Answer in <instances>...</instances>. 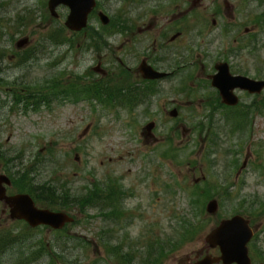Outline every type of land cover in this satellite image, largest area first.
<instances>
[{
	"label": "rangeland",
	"instance_id": "1",
	"mask_svg": "<svg viewBox=\"0 0 264 264\" xmlns=\"http://www.w3.org/2000/svg\"><path fill=\"white\" fill-rule=\"evenodd\" d=\"M97 2L112 24L102 26L94 12L87 28L73 33L64 26L65 7L54 18L47 0H0V173L11 179L7 194L34 189L38 207L75 218L57 231L31 227L9 219L0 202V264H191L217 255L204 238L234 214L250 219L249 254L264 262V116L244 132L219 114L207 122L194 107L205 87L197 75L208 63L192 66L191 51L164 44L175 30L147 12L150 0ZM121 22L128 28L120 31ZM22 38L28 43L17 50ZM168 56L189 67L149 85L153 92L134 107L119 105L117 91L142 84L117 59L133 69L147 57L168 70ZM97 62L105 75L93 70ZM172 108L176 118L168 116ZM150 121L152 140L142 133ZM200 122L203 130L195 131ZM98 182L115 184L116 218L70 201L93 193ZM43 184L73 197L42 198ZM211 199L219 203L214 215L205 212Z\"/></svg>",
	"mask_w": 264,
	"mask_h": 264
},
{
	"label": "flooded vegetation",
	"instance_id": "2",
	"mask_svg": "<svg viewBox=\"0 0 264 264\" xmlns=\"http://www.w3.org/2000/svg\"><path fill=\"white\" fill-rule=\"evenodd\" d=\"M150 1L152 5L147 12L160 14L164 20L163 26H170L175 30V34L164 44L174 47V50L191 51L193 62L189 61V64L192 66H200L203 69L205 62L210 66L206 74L197 75L203 80L205 87H200L202 91L196 98L194 108L204 111L207 122H211L212 114L225 115L223 120L226 126L234 122L228 113L240 114L243 125L251 128L256 117L264 116V89L258 92L257 84H249L246 88H231L228 83H218L219 87L236 100L237 103L231 106L223 101L219 88L212 86L211 82L218 74V67L223 71L227 69L233 77L246 78L254 83L264 81V0ZM189 19V23H186ZM177 27L180 29L177 30ZM186 35L190 37L185 38ZM224 42L226 47L222 48ZM117 61V67L124 68L141 81L143 93H150L147 87L161 80L144 79L139 70L142 61H146L154 70L169 72L167 78L174 76L173 70L163 69L160 63L158 67L155 61L152 62L147 57L142 58L140 65L133 69L126 66L122 60ZM98 64L101 65L96 63L97 73L105 75L106 71L100 66L98 68ZM224 79V76L216 77V80ZM122 91L124 92V88ZM130 91L120 94L119 98L133 95ZM135 103L136 101H132L123 104L131 107ZM198 126H202V123ZM152 138L155 139V136L147 139Z\"/></svg>",
	"mask_w": 264,
	"mask_h": 264
},
{
	"label": "water",
	"instance_id": "3",
	"mask_svg": "<svg viewBox=\"0 0 264 264\" xmlns=\"http://www.w3.org/2000/svg\"><path fill=\"white\" fill-rule=\"evenodd\" d=\"M61 4L69 8L65 26L72 31H80L87 25L88 14L95 7V0H48V9L53 16H57L55 8ZM97 15L103 25L108 24V16L101 11ZM26 42V39L20 40L16 43V46L21 47ZM139 70L145 79H158L166 75L154 71L144 63L139 67ZM216 77L212 81L214 86H217L216 81L218 80L215 79ZM230 80L239 87H247V83L251 82L242 77H230ZM260 84L264 83L260 82ZM257 89H260V87ZM233 104H235V101ZM170 115L176 116V112L171 111ZM151 128L152 124H148L144 127V130L150 131ZM9 185V178L0 174V201H3L9 208V218L11 220H24L31 227L46 225L56 230L62 228L65 223L72 221V218L64 212H53L48 209L37 208L28 194L6 195L5 186ZM205 209L207 213L215 214L218 209L217 201L210 200ZM248 222L247 219L239 215L220 221L204 238L208 246L219 248L220 256L206 255L196 259L191 264H219L220 262L222 264H251L246 247L252 236Z\"/></svg>",
	"mask_w": 264,
	"mask_h": 264
},
{
	"label": "trees",
	"instance_id": "4",
	"mask_svg": "<svg viewBox=\"0 0 264 264\" xmlns=\"http://www.w3.org/2000/svg\"><path fill=\"white\" fill-rule=\"evenodd\" d=\"M118 29L121 31L122 29H126L128 28L127 25H123L121 23H118L117 25ZM0 73H1V70H0ZM98 92H100V89L98 88ZM130 93H133L132 91H130ZM40 95V94H39ZM136 93L133 95H126L124 96V100L125 101H136ZM112 98V97H111ZM113 99V98H112ZM114 100V99H113ZM124 102V101H123ZM126 103V102H125ZM40 102L37 103V107L39 106ZM0 159H1V156H0ZM18 173V172H16ZM13 174V173H12ZM12 177H15L14 175H12ZM25 180V179H23ZM111 185L115 186V184H110V186H108V184H103V186L100 187V184L98 182V184H96L93 188H90L91 191H94L93 193L83 197V199L78 202V207L80 209H82V211L84 209H92V208H97L98 211L100 212H107L109 210V208L107 207V201L106 200H102V192L98 191V188H102V187H111ZM38 193L40 194V196L42 198H48V200L52 199V196L55 195V193H57V195H59V197L62 199V200H65L66 198H69L70 196L72 197V195H69L68 192L64 189H62L60 192L57 190V188L53 187V186H49L48 184H43V185H40L38 188ZM30 193L34 196V197H38V194L36 193V191L33 189L30 191ZM50 195H52L50 197ZM108 197H112L114 198V195L113 194H108ZM76 201V200H75ZM74 201V202H75ZM73 202V203H74ZM114 202V201H113ZM63 208H65V206L67 205V203H62ZM114 215V214H113ZM117 255H119V253H116ZM127 255V254H126ZM120 256V255H119ZM128 256V255H127ZM120 257H123V256H120ZM151 256H149L150 258ZM148 258V256L146 257ZM146 258L144 257L143 255V260L145 261Z\"/></svg>",
	"mask_w": 264,
	"mask_h": 264
}]
</instances>
